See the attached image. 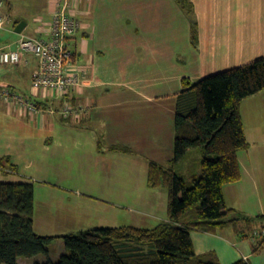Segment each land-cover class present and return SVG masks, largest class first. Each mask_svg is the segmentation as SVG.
<instances>
[{
  "label": "crops",
  "instance_id": "1",
  "mask_svg": "<svg viewBox=\"0 0 264 264\" xmlns=\"http://www.w3.org/2000/svg\"><path fill=\"white\" fill-rule=\"evenodd\" d=\"M192 1L198 21L196 41L191 20L177 0H69V11L81 22L69 43L82 82L66 101L85 110L81 117L61 119L89 123L98 116L107 125L115 123L102 124L96 138L98 147L144 152L147 178L150 160L173 164L175 95L183 88L182 79L196 82L264 56V0ZM56 2H32L30 7L42 6L30 15L21 11L17 15L9 0L7 8L2 3L0 13L9 15L11 21L0 28L5 30L0 47L16 48L22 35L48 37ZM21 21L27 25L18 33L15 27ZM23 59L15 68L0 65L1 86L15 89L22 84L17 74L30 64L29 53H24ZM165 112L171 115L170 121L163 117ZM48 115L28 119L38 121L41 128L56 130ZM241 115L250 145L238 154L241 180L226 184L223 191L229 207L254 217L264 215V91L245 99ZM181 161L174 164L179 172ZM155 217L168 219V215ZM246 223L240 221L238 227L229 225L216 232L193 230L196 253L213 255L220 264H234L242 258L264 264V245L254 251L253 240L245 237L250 230ZM34 227L36 230L35 222Z\"/></svg>",
  "mask_w": 264,
  "mask_h": 264
},
{
  "label": "trees",
  "instance_id": "2",
  "mask_svg": "<svg viewBox=\"0 0 264 264\" xmlns=\"http://www.w3.org/2000/svg\"><path fill=\"white\" fill-rule=\"evenodd\" d=\"M177 2L191 20L196 41L195 5L192 0ZM182 85L175 95L173 164L150 160L147 178L150 187L168 189V219L152 227L108 226L65 234V251L54 259L48 248L54 236L39 234L34 227V184L0 181V264H19L20 257L41 253L45 260L35 264H220L213 255L196 253L193 230L216 232L245 221L250 225L245 235L249 238L264 215L250 217L229 207L223 188L242 178L238 154L250 143L241 105L264 91V56L196 82L184 77ZM193 151L199 153L201 171L176 170L174 164ZM6 160L0 168L17 173L18 164L8 156ZM263 245L264 240L254 242V251ZM234 264L251 263L242 258Z\"/></svg>",
  "mask_w": 264,
  "mask_h": 264
},
{
  "label": "rangeland",
  "instance_id": "3",
  "mask_svg": "<svg viewBox=\"0 0 264 264\" xmlns=\"http://www.w3.org/2000/svg\"><path fill=\"white\" fill-rule=\"evenodd\" d=\"M9 1L14 4L11 10L17 15L20 11L30 15L34 8L42 6H29L40 0ZM0 2L4 3V8L8 7V0ZM4 32L0 29V36ZM29 59L28 67L20 68L16 73L22 84H18L15 90L35 98L31 70L39 60L33 53H29ZM3 66L15 68L16 65ZM109 99H114V96H109ZM48 116L56 130L49 126L41 128L38 121L9 111L4 101L0 102V164L6 163L7 156L18 164L17 173H5L0 168V181L27 180L34 184V222L39 234L54 236L48 244L52 258L58 259L65 251L62 237L65 234L108 226L152 227L160 222L156 215H168V189L148 185V161L144 152L107 148L106 145L98 147L96 138L102 124L108 127L115 123L107 125L108 122L98 116H93L89 123H68L58 115ZM169 116L168 112L163 114L168 121L171 120ZM173 120L174 151V116ZM181 165L183 169L179 170L182 173L186 169L188 172L201 171L199 153L193 151L182 159ZM45 258L46 255L41 253L20 257L19 260L21 264H35Z\"/></svg>",
  "mask_w": 264,
  "mask_h": 264
},
{
  "label": "built area",
  "instance_id": "4",
  "mask_svg": "<svg viewBox=\"0 0 264 264\" xmlns=\"http://www.w3.org/2000/svg\"><path fill=\"white\" fill-rule=\"evenodd\" d=\"M56 4L48 37L22 35L16 48L0 47V65H18L24 61V53H33L39 60L32 74L35 98L11 86H0V102L3 100L20 115L31 119L47 114L60 118L81 117L85 110L84 106L66 101L72 89L82 82L69 43V38L81 28V22L69 11V0H57ZM10 21L9 15L0 13V28ZM57 100L61 103L56 104ZM249 238L254 242L264 240V221L250 232Z\"/></svg>",
  "mask_w": 264,
  "mask_h": 264
},
{
  "label": "water",
  "instance_id": "5",
  "mask_svg": "<svg viewBox=\"0 0 264 264\" xmlns=\"http://www.w3.org/2000/svg\"><path fill=\"white\" fill-rule=\"evenodd\" d=\"M27 25V22L26 21H21L17 24V26L15 27V31L18 32V33H21L25 26Z\"/></svg>",
  "mask_w": 264,
  "mask_h": 264
}]
</instances>
